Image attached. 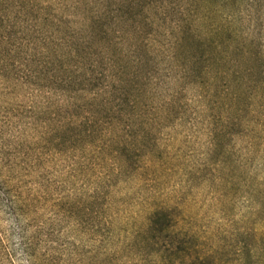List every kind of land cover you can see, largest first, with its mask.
<instances>
[{
  "label": "rangeland",
  "instance_id": "obj_1",
  "mask_svg": "<svg viewBox=\"0 0 264 264\" xmlns=\"http://www.w3.org/2000/svg\"><path fill=\"white\" fill-rule=\"evenodd\" d=\"M0 264H264V0H0Z\"/></svg>",
  "mask_w": 264,
  "mask_h": 264
}]
</instances>
